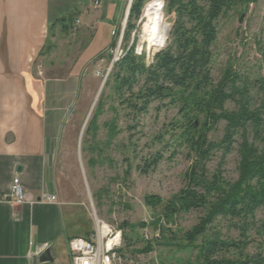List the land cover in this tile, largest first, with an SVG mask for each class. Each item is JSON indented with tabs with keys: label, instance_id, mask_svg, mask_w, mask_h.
<instances>
[{
	"label": "trees",
	"instance_id": "obj_1",
	"mask_svg": "<svg viewBox=\"0 0 264 264\" xmlns=\"http://www.w3.org/2000/svg\"><path fill=\"white\" fill-rule=\"evenodd\" d=\"M152 0H132L124 30V40L128 41L139 19L143 6ZM164 12L171 18L167 46L152 58L149 65L144 55H137L134 45L124 49L123 57L113 65L104 87H109L119 106L138 119L147 113L149 107L158 103L177 109L178 119L173 120L167 132L172 143L188 151L192 158L190 167L184 174L186 187L168 201L157 196H147L145 206L159 211L160 221L164 224H152L158 231L156 245L169 247L174 254H184L187 260L183 264H264V253H248L252 244L248 234L264 235V222L256 220L259 211L264 212V80H259L258 90L262 95V104L251 110L246 96V87L236 86V76L229 72L222 75L218 83L211 77V48L218 35L219 22L227 14L241 6L254 4L256 0H161ZM264 1V0H263ZM72 18L57 20L56 26L69 31ZM137 33V32H136ZM166 37L158 48L146 47L148 51L159 50L165 44ZM235 103L236 110L225 108L227 103ZM103 104L99 101L96 112L87 123L82 152L94 153L95 134L99 130L97 119ZM224 123L222 139L218 143L208 141L207 133L217 125ZM109 138L115 135L113 121L109 124ZM252 133V141L246 137ZM239 137L238 176L233 182L222 178L218 171L209 173L206 163L214 151L224 158L231 150L234 138ZM161 159L160 153L150 159L141 160L137 170L147 174ZM96 162L89 159L88 165ZM130 166L125 170L123 180L128 179ZM98 201L99 196H94ZM198 213L194 225L188 229L172 226L180 216ZM226 221L230 228L238 233L237 239L224 238L217 223ZM158 226V227H157ZM123 223V247L121 255L130 251L131 255L148 254L152 243L136 236L135 229H144ZM145 241V242H144ZM146 243L136 250L138 243ZM176 260L175 263H179Z\"/></svg>",
	"mask_w": 264,
	"mask_h": 264
},
{
	"label": "rangeland",
	"instance_id": "obj_2",
	"mask_svg": "<svg viewBox=\"0 0 264 264\" xmlns=\"http://www.w3.org/2000/svg\"><path fill=\"white\" fill-rule=\"evenodd\" d=\"M162 4L163 20L168 26L166 35L159 39L143 37L141 30L143 19L141 22L138 19L135 21L137 33L133 31L128 41L124 40L123 35L121 43L123 52L133 44L135 53L143 54L147 65L151 63L155 54L167 46L172 21L164 12L163 1ZM143 8L139 18H142ZM125 27L126 23L124 30ZM165 37L166 41L161 49L150 51L146 49V47L158 48ZM57 41L54 40V48L49 56L40 62V70L37 67L35 75L62 79L66 78L69 73L78 72L76 79L78 90L75 99L70 101L69 108L75 109L82 103L81 109L84 112V115L79 118L67 117L60 128L61 132L55 151L57 169L72 186L78 183L80 196L85 198V207L91 220L95 216L104 224L119 230L123 223L133 226L147 225L146 228H138L134 232L139 238L147 235L146 241L152 243V251L145 255H131L128 251L124 257L131 259V264H177L176 260H180L178 264H183L187 260L185 253L174 254L169 247L155 244L154 239L158 238V231L152 224L162 225L164 222L160 221L159 211H153L144 203L147 196H157L162 201H168L186 187L183 176L190 167L192 158L190 159L186 149L178 148L172 143L167 133L170 131L169 124L178 119L177 109L154 103L146 114L133 119V115L119 106L112 95L110 86H103L87 121L88 123L92 119L101 101L102 112L97 119L99 130L95 134L93 143L96 151L94 153L82 152L83 141L89 142V138L85 137L87 124L83 131L82 127L102 83L104 80L105 83L107 82L112 70L111 68L108 71L112 57L106 55V50H104L95 59L83 64L80 57L85 52L84 47L80 50L77 47L74 48L75 43L67 37ZM211 53V77L214 83H218L222 75L228 71L231 76L237 77V87H246L248 107L251 110L259 108L263 98L258 90L257 82L264 80V1L256 0L254 4L247 7L241 6L229 12L226 18L219 22L217 40L211 48ZM225 108L234 111L237 106L230 102ZM111 121L114 124L115 135L108 141L110 127L105 125ZM224 126L222 122L207 133L208 141L218 143L222 139ZM246 137L249 142L252 141L250 130L247 131ZM90 142L85 144L84 148L89 147ZM239 143V137H235L230 152L224 158L221 152L214 151L206 163L209 173L218 171L225 180L235 181L238 176ZM157 153L161 155L157 165L147 174L140 173L137 170V166H142L140 161L150 159ZM89 159L96 162L93 167L88 165ZM128 166H130V175L128 179L123 180L122 176ZM95 195L101 199L97 201ZM198 217V213L180 216L175 220V225L170 228L173 232L177 229L186 230L195 224ZM256 220L264 222L263 211L257 213ZM217 229L224 238H238L237 231L230 228L226 221L217 223ZM123 232L129 234L128 236L132 235L129 229H124ZM248 236L252 243L248 247V253L255 254L258 251L264 253V235L258 237L253 231ZM144 245L146 243L139 242L135 249L140 250Z\"/></svg>",
	"mask_w": 264,
	"mask_h": 264
},
{
	"label": "crops",
	"instance_id": "obj_3",
	"mask_svg": "<svg viewBox=\"0 0 264 264\" xmlns=\"http://www.w3.org/2000/svg\"><path fill=\"white\" fill-rule=\"evenodd\" d=\"M94 1L0 0V264H31L39 253L48 264H71L68 241L93 233L78 183L72 186L55 160L65 119L84 115L82 103L69 108L78 72L51 79L35 70L54 40L67 37L74 48L84 47L83 64L113 45L111 32L119 28L127 0H99L98 9ZM68 17L69 31H49ZM14 177L27 198L21 206L2 201ZM47 196L57 203L45 202Z\"/></svg>",
	"mask_w": 264,
	"mask_h": 264
},
{
	"label": "built area",
	"instance_id": "obj_4",
	"mask_svg": "<svg viewBox=\"0 0 264 264\" xmlns=\"http://www.w3.org/2000/svg\"><path fill=\"white\" fill-rule=\"evenodd\" d=\"M131 0H127L126 11L118 29L111 32L113 45L106 50V55L112 57L110 68L117 63L124 55L121 50V43L124 35V26L127 20L126 13ZM161 1V0H160ZM162 2V1H161ZM163 5V4H162ZM101 6L99 0L93 2V8L98 9ZM142 18H139L141 22ZM78 22L76 21L75 27ZM152 61V59H151ZM150 61V62H151ZM40 70V66L38 67ZM2 201L11 206H21L27 202L26 195L18 177L11 181L8 192L2 197ZM47 203H57L54 196L44 198ZM94 230L89 239L72 238L68 241V253L71 264H131V259L120 254L123 247L122 233L118 228L104 224V222L93 217ZM147 240V235L143 236Z\"/></svg>",
	"mask_w": 264,
	"mask_h": 264
},
{
	"label": "bare ground",
	"instance_id": "obj_5",
	"mask_svg": "<svg viewBox=\"0 0 264 264\" xmlns=\"http://www.w3.org/2000/svg\"><path fill=\"white\" fill-rule=\"evenodd\" d=\"M163 5L160 0L148 2L142 11V34L148 39H159L167 34L168 26L163 20Z\"/></svg>",
	"mask_w": 264,
	"mask_h": 264
},
{
	"label": "water",
	"instance_id": "obj_6",
	"mask_svg": "<svg viewBox=\"0 0 264 264\" xmlns=\"http://www.w3.org/2000/svg\"><path fill=\"white\" fill-rule=\"evenodd\" d=\"M131 3H132V0L130 1L129 7H128V12H127V15H126L127 17H128V14H129V9H130ZM104 84H105V80H104V82L102 83V85H101V87H100V89H99V91H98V93H97V96H96V98H95V100H94V102H93V104H92V106H91V109H90V111H89V114H88V116H87V118H86V120H85V122H84L83 127H82V131L84 130V127H85L86 124H87V121H88V118H89V116H90V113H91L92 110L94 109V106H95V104H96V102H97V99H98V97H99V95H100L102 89H103ZM82 131H81V133H80V137H81V135H82ZM78 143H79L78 145H79V147H80V138H79V142H78ZM48 262H50V261H48V260L46 259L44 253H39V254H37V255L32 256V258H31V264H48Z\"/></svg>",
	"mask_w": 264,
	"mask_h": 264
}]
</instances>
